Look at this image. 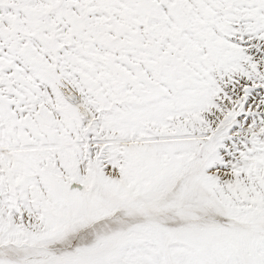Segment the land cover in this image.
Returning a JSON list of instances; mask_svg holds the SVG:
<instances>
[{
	"label": "snow or ice",
	"instance_id": "obj_1",
	"mask_svg": "<svg viewBox=\"0 0 264 264\" xmlns=\"http://www.w3.org/2000/svg\"><path fill=\"white\" fill-rule=\"evenodd\" d=\"M0 264H264V0H0Z\"/></svg>",
	"mask_w": 264,
	"mask_h": 264
}]
</instances>
